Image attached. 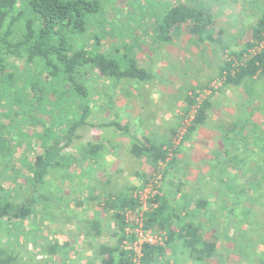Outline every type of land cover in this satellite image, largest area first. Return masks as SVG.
Segmentation results:
<instances>
[{
    "label": "trees",
    "instance_id": "1",
    "mask_svg": "<svg viewBox=\"0 0 264 264\" xmlns=\"http://www.w3.org/2000/svg\"><path fill=\"white\" fill-rule=\"evenodd\" d=\"M163 7L162 11L154 9L157 13H151V38L154 43L166 45L172 41L173 36L182 33L196 38L198 46L205 40L216 43L220 46L223 60L218 74L213 78L221 80L223 86L242 88L248 95L251 93L252 98L256 97L251 84L264 75V46L253 54L249 50L264 40V0L259 6L260 14L251 27V37L239 50L225 48L222 30L213 27V11L205 2L165 1ZM101 9L100 0H0V116L5 119L0 120V229L10 221L6 230L12 231L16 220L25 221L32 214L35 215L40 203L46 201L47 196L42 188L47 178L55 170L69 164L64 151L80 137L79 129L90 125L88 120L92 114V91L89 82L93 74L104 79L132 82H146L153 77L152 71L138 64L131 41H125L122 37L123 41L118 40L119 44L110 42L107 47L99 32L91 34L87 41L84 39L87 25ZM20 21L23 26L17 31L16 24ZM112 29H109V34L114 38L116 35ZM13 58L22 59L25 68L18 70L13 65L14 70L8 71L7 66ZM198 91L191 87L180 100L183 111L196 106V112L164 169L163 184L156 197L158 207L145 218L147 227L167 233L165 246L146 245L142 264H157L158 257L165 256L166 246H171L172 252H176L177 240L191 246L190 255L196 262H204L206 258L217 255L218 237L205 241L196 234L198 226L184 222L176 208L169 204L168 199L175 198V190L179 191L181 184L176 185L174 195L165 188L167 181L169 185L175 184L170 176L180 145L205 120L208 100L205 98L199 102ZM177 116L179 124L180 116ZM247 117L244 121L251 122V118ZM178 124L163 145L148 139L133 145V154H145L151 164L145 180L155 170L157 162L166 157ZM237 124L225 125V159L232 155L235 162L233 168L236 166L235 172L225 182V190L231 189L230 186L235 189L232 195L234 198H228L230 206L225 200V215H237L239 209L243 215H247L243 200L246 194H250L252 199L264 198V194H254L262 190L264 178L248 176L242 170L243 159L242 166L237 164L238 153L235 148L239 146L235 135L241 132ZM251 124L260 150L264 148V133L258 122ZM89 146L92 152L94 145L90 143ZM21 147L26 149L23 153L26 158L25 171H22V163H19L17 157H13ZM230 150L234 151L231 155ZM254 151H248L247 159L246 156L241 157L248 160V163L255 158L251 154ZM246 170L256 173L250 167H246ZM225 195H228L226 191ZM136 206L131 193L119 206L121 211L115 213V216L120 221V236L115 245L99 248L101 264H133L131 252L122 247L125 237L122 213ZM8 235L10 243L19 239L14 233ZM262 241L264 234H261L256 245ZM46 252L50 256L62 255L57 242L46 246L43 253ZM260 252L262 255L259 257L264 264V250ZM17 258L18 253H12L0 241V264H13Z\"/></svg>",
    "mask_w": 264,
    "mask_h": 264
},
{
    "label": "crops",
    "instance_id": "2",
    "mask_svg": "<svg viewBox=\"0 0 264 264\" xmlns=\"http://www.w3.org/2000/svg\"><path fill=\"white\" fill-rule=\"evenodd\" d=\"M221 37L224 40V35ZM192 40L197 39L182 33L166 45L151 39L133 46L138 64L153 73L149 81L97 77L104 84L95 91L102 95L92 101L90 125L82 126L80 137L64 151L69 164L60 169L61 184L49 193V201L57 200L53 207L61 212L57 218L55 213L50 217L58 220L46 224L50 231L58 232L50 242L47 237V246L57 242L54 237L58 240L63 257L60 264H101L99 248L115 245L120 236L115 213H120L119 206L145 181L151 167L145 154H133V145L147 139L166 143L178 124L176 110L189 88L203 85L218 74L221 51L203 55L204 47L196 42L192 45ZM231 88L244 94L242 88ZM239 99L227 98L233 102ZM236 122L225 121L224 87L209 99L204 122L180 145L170 176L175 184L166 182L165 188L173 195L176 185L181 184L175 198L168 197V202L184 222L198 226L196 234L207 242L215 238L217 230L222 235L225 228V177L216 182L214 174L219 167L225 171V124ZM90 143L94 145L92 152ZM215 188L222 190L216 195ZM176 242V252L166 246L165 256L158 257L157 264H213L214 256L196 262L190 255L191 246Z\"/></svg>",
    "mask_w": 264,
    "mask_h": 264
},
{
    "label": "rangeland",
    "instance_id": "3",
    "mask_svg": "<svg viewBox=\"0 0 264 264\" xmlns=\"http://www.w3.org/2000/svg\"><path fill=\"white\" fill-rule=\"evenodd\" d=\"M165 1L169 3L175 2V0H100L102 9L93 17L89 25H87L88 31L85 34L86 38L84 39L87 41L91 38V34L99 32L107 47L110 42L119 44L118 40L131 41L132 46H141L145 41L150 42L152 39L151 35L153 27V15H151V13L156 12L154 9H158L157 12L162 11ZM198 1H203L212 8L213 27L215 30L219 28L222 30L221 35H224V40L222 39V42L225 43V48L227 50L241 49L245 41L249 40L251 37V27L260 14L259 9L261 8H259V6L262 0ZM17 24L18 31L19 28L23 26V23L20 21V23L18 22ZM112 27V33L116 35L114 38L110 37L109 34V29ZM192 42V45H195V41L192 40ZM200 45L204 47L203 53L201 52L203 55H210L209 52L213 54L217 52L220 54V46L216 43L205 40L200 43ZM13 65L17 67L18 70H23L25 68L24 61L20 58L11 59L10 65L7 66L8 71L14 70ZM98 76V74H93L89 82L91 86L90 90L92 91V101L96 100L97 96L102 95L95 93V91L99 90L104 84V82L102 83L97 79ZM213 77L214 76H211L203 85L197 86V84L193 87L196 90H202L215 79ZM224 87L225 121H228L229 119L236 120L238 123V130L241 131L240 134L235 135L236 143L239 146V148H235V152L238 153L237 164L242 166L241 159H243L244 166H242V170L247 173L248 176L256 175L257 177L260 176L264 178V148L259 150V145L256 144L257 136L255 135L254 128L251 124V122L254 121L258 122L264 133V75L251 84V87L254 89L253 92H256V97L254 98H252L251 93L248 95L244 92L242 95L237 88L232 90V88L230 89V86L220 85L213 89V91L206 96V99L209 101L216 91H220ZM236 90L239 91V95ZM228 96H232L233 98L241 97V99H239V102H233V100H227ZM178 109H182L180 108V104L177 107L176 113ZM233 111L235 112L234 114ZM249 112H251L252 116ZM247 116L251 118V122L247 121L248 123H246L244 121V118ZM239 119L241 121H239ZM0 120L4 121L5 119L0 116ZM251 149L255 150L254 153L251 152L255 158H252L249 160L250 162L247 163L248 160L245 159L248 158V151ZM24 152H26V149L21 147L15 151L13 156L17 157L18 161H20L19 163H22V171L27 169L25 164L26 158L23 154ZM232 152L234 151H229L230 155ZM241 156L246 157L244 159ZM233 158L232 155L228 158L226 157L224 169L225 174H223L224 172H221L223 167L217 168L218 173L214 174L216 182H219L218 179L222 178V176L225 177L226 182L229 175L232 172H235L236 166L233 168V164L235 163ZM246 167L252 168L256 173L252 174L251 171L246 170ZM61 175V170H55L54 173L47 178L48 181L42 188L45 190L44 193L47 196L46 201L40 203L35 215L32 214L25 221H14L16 224L12 231L6 230L10 225V221L9 223L4 224L0 229L1 243L12 253H18V258L13 264H44V262H53L57 264L63 258L62 256L61 258L59 256H56L57 258L54 256L55 258L53 259V256H50L47 252L43 253V250L47 246V237L49 236L50 242L52 235H58L57 231H50L46 224L48 225L49 221L55 222L58 219L53 221L51 218H57L60 216L61 210L53 207L57 200L55 199L56 201L51 203V201H49L48 193H51L52 191L54 192L55 186L61 184ZM230 188L231 189L225 190L228 194L225 195V200H227L226 202H228L229 206L231 203L228 198L233 195L235 190L232 186H230ZM221 190L222 189L220 188H215L214 193L217 195ZM254 194L263 196L264 186L262 190ZM249 195L250 194H246L244 195V197L246 196V199L243 198L244 205L247 207V215H243L238 208L239 213H236L237 215H234L235 213L226 215L224 220L225 228L222 235L220 234L219 236L218 233L220 231H216L217 234H215V236H217L219 240L217 243V255L213 258V264H263V259L259 256L262 255L260 251L262 249L264 250V242H259L257 245L256 242L259 241L261 234H264V198L253 197L252 199ZM232 198L234 197L232 196ZM219 223L220 222H218V225L220 226V224H223V221L220 224ZM218 225H216L215 229ZM10 233L16 234L17 237L19 236V239L16 242L10 243V237L8 235ZM54 240L58 242L55 237ZM58 247H60V252L62 253V246L60 243H58ZM72 264H75V262L72 261Z\"/></svg>",
    "mask_w": 264,
    "mask_h": 264
},
{
    "label": "built area",
    "instance_id": "4",
    "mask_svg": "<svg viewBox=\"0 0 264 264\" xmlns=\"http://www.w3.org/2000/svg\"><path fill=\"white\" fill-rule=\"evenodd\" d=\"M263 46L264 40L259 42L257 46L249 51L253 54L259 51ZM220 85L221 80H212L206 88L197 92V100L199 102L202 101L213 91V89ZM195 112L196 106L190 108L189 111L178 109L177 114L180 116V121L176 133L171 140L172 146L168 147L166 157L157 162L156 168L151 175L132 191L131 196L137 204L136 208H127L122 213L125 235L122 240V247L131 252L133 264H142L143 250L146 245H165L167 233L161 229L147 227L145 225V218L148 213L154 211L158 207L159 203L156 197L163 184L164 169L167 162L173 157L174 149L191 125Z\"/></svg>",
    "mask_w": 264,
    "mask_h": 264
}]
</instances>
